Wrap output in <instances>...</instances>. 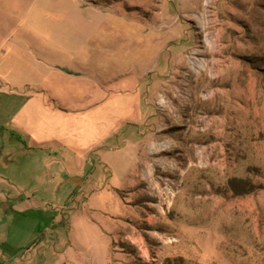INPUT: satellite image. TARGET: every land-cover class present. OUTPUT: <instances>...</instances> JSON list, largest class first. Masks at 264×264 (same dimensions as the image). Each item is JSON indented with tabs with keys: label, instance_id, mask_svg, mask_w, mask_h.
<instances>
[{
	"label": "rangeland",
	"instance_id": "rangeland-1",
	"mask_svg": "<svg viewBox=\"0 0 264 264\" xmlns=\"http://www.w3.org/2000/svg\"><path fill=\"white\" fill-rule=\"evenodd\" d=\"M25 33L83 54L42 82L86 118L13 149L0 264H264V0H0V60Z\"/></svg>",
	"mask_w": 264,
	"mask_h": 264
},
{
	"label": "crops",
	"instance_id": "crops-1",
	"mask_svg": "<svg viewBox=\"0 0 264 264\" xmlns=\"http://www.w3.org/2000/svg\"><path fill=\"white\" fill-rule=\"evenodd\" d=\"M63 34L56 39L64 40ZM53 41L52 34H49ZM8 39L2 46L8 45ZM15 42L4 54L10 56V60H0V207L5 209L9 199H31L32 194V157L29 156V176L19 175L21 179L11 173H6L4 167L12 163L14 148H20L25 152L32 153V148L41 150V158L51 157L48 151L60 150L59 147L69 148V137L79 135V127L85 122V115L81 110L69 111L63 109L59 97L53 95L43 85L44 73L69 76L77 79L88 70L86 60L79 50H75L64 57L65 53L48 49L32 50V33H25L22 37L15 38ZM1 51V50H0ZM6 52V53H5ZM89 64V63H88ZM19 73L10 76L9 71ZM5 71V73H4ZM43 73L39 82H32V72ZM27 73L28 76L22 75ZM22 75V76H21ZM27 77V78H26ZM53 104L61 105L53 106ZM89 123L94 121V116L89 117ZM93 134V133H92ZM17 142V143H14ZM61 145H60V144ZM17 144V145H15ZM58 144L57 147H54ZM59 148V149H58ZM9 149V151L7 150ZM45 153V154H44ZM28 157L24 155V158ZM26 185L19 188L16 195L11 196L10 190L6 189L9 184ZM4 215V214H2Z\"/></svg>",
	"mask_w": 264,
	"mask_h": 264
},
{
	"label": "trees",
	"instance_id": "trees-1",
	"mask_svg": "<svg viewBox=\"0 0 264 264\" xmlns=\"http://www.w3.org/2000/svg\"><path fill=\"white\" fill-rule=\"evenodd\" d=\"M245 183V182H247L245 179H238V178H236V179H232L231 180V182H230V184H231V186H232V188L238 193V194H241L242 192L243 193H247V192H251V190H243L242 192H240L239 191V183ZM167 263L168 264H171L172 262H171V260H168L167 261Z\"/></svg>",
	"mask_w": 264,
	"mask_h": 264
}]
</instances>
